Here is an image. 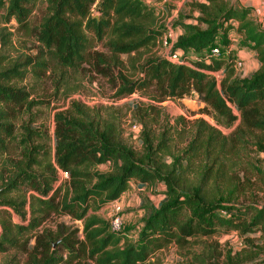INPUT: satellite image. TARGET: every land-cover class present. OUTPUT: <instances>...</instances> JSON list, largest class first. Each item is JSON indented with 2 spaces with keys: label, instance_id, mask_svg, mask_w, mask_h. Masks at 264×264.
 Listing matches in <instances>:
<instances>
[{
  "label": "trees",
  "instance_id": "1",
  "mask_svg": "<svg viewBox=\"0 0 264 264\" xmlns=\"http://www.w3.org/2000/svg\"><path fill=\"white\" fill-rule=\"evenodd\" d=\"M42 1L46 14L34 27L31 17L39 0H0L8 20L15 19L19 29L41 46L36 60L2 67L0 57V209L5 208L0 215L10 216L12 209L23 219L18 224L3 220L0 253L16 250L26 256V264H159L153 258L171 245L183 249L204 238L235 232L251 246L254 239L249 236L259 233L260 244L227 255L224 261L210 245L187 264H264V205L242 203L241 192L248 186L243 187L238 174L229 173L232 158L250 149L251 139L264 153V135L260 136L264 134V31L252 20V9L236 7L230 0L190 2L198 15L191 22H176L182 32L174 50L183 52V61L177 64L160 52L151 53L167 28L155 8L143 0ZM95 8L100 16L93 14ZM232 30L258 61L251 75L236 72ZM95 42H104L109 53L95 50ZM216 46L221 47V57L212 52ZM143 50L149 56L139 64L128 59L136 76L125 75L121 68L128 61L120 56L142 55ZM191 52L196 54L193 64ZM87 65L112 77L118 72L113 78L119 85L118 97L142 92L163 102L196 93L202 112L218 124L231 128L238 118L240 124L224 134L196 119L191 140L179 148L173 138L180 134L178 127L167 124L156 130L143 123L147 108L155 111L157 106L141 108L137 103L130 105L138 113L144 111L142 148L137 152L125 141L117 118L74 102L70 113L56 114L53 152L46 131L34 124L31 115L21 127L16 124L19 113L30 109L26 86L16 84L27 81L30 73L42 79L51 66L77 72ZM15 152L17 159L12 158ZM132 182L142 189L162 184V199L143 205L145 213L137 227L117 234L108 219L90 211L119 200ZM28 213L31 219L26 224ZM54 216H69L81 221L83 228L65 223L46 226Z\"/></svg>",
  "mask_w": 264,
  "mask_h": 264
},
{
  "label": "rangeland",
  "instance_id": "2",
  "mask_svg": "<svg viewBox=\"0 0 264 264\" xmlns=\"http://www.w3.org/2000/svg\"><path fill=\"white\" fill-rule=\"evenodd\" d=\"M147 1L146 3L148 5L155 8L164 28L171 27L175 33L180 30V26L176 22L179 20L191 22V18L198 15L197 12H192L188 4L193 1L205 2V0ZM230 1L236 7L247 8L249 6L251 8L249 5L251 0ZM46 7L47 5L42 0H39L38 7L31 17L34 27L40 23L41 18L46 14ZM93 14L100 16L97 8L94 9ZM251 18L254 20V17L251 16ZM254 21L258 27H262V23L259 24L256 17ZM232 23L236 24L235 20H232ZM230 36L236 60L243 62V66L236 70L237 74L240 76L251 75L258 69V61L250 53L248 54L251 51L250 49L240 45L241 37L234 30L230 32ZM95 44V50L109 53L104 46V42H95ZM40 47L35 37L26 36L19 29L18 22L15 19L9 21L5 10H0V57L3 63L2 67H9L11 64H15V62L24 63L27 58L36 60L33 57L39 54ZM165 51L160 41V45L153 47L151 53L160 52L163 55ZM141 52L143 56L133 53L130 56L126 54L121 55L120 58L128 61L132 57L135 58L136 64H139V62L149 56L147 51L143 50ZM240 55H244L245 59ZM188 56L190 61L193 60L191 56L196 58V55L192 53ZM191 62L193 64V61ZM121 71L127 76H136L131 74L133 70L129 61L125 64V67L121 68ZM114 73L113 77L111 74L104 75L89 65L84 66L77 72L51 66L42 75V79H35L30 73L27 81L23 84H16L20 88L26 86V91L30 94L28 99L30 102L29 112L25 113L22 110L19 113V119L16 121V124L21 127L24 120L31 115L35 120L34 124L41 126L46 131L49 138L48 144L53 152L55 149L56 114L70 113L74 102H79L80 105L86 106L94 111L100 110L104 117L117 118L120 122L125 141L137 152L142 148V138L140 135L143 127L141 122L143 117L140 114L144 112L142 110L138 113V111H134L133 107L130 106H134L137 103L140 104L141 108L144 106L147 108L149 105L157 106L155 111L149 107L147 108L149 115L144 118L143 123L151 125L156 130L167 124L178 127L180 134L176 133L173 138L179 148H185L191 140L196 119H204L208 124L217 127L224 134L232 133L240 124L239 118L231 128L218 124L212 115L202 112L203 104L199 101L196 93H191L181 100L168 99L163 102H156L150 95L142 92L118 97L119 85L116 84L117 80L113 79L117 76L118 72L116 71ZM221 78L220 75L218 79L221 80ZM235 114L240 116L236 110ZM157 116L159 117L156 118ZM154 118L157 119V123L154 121ZM179 118H183V120H180V124H177ZM134 125H137L138 128L133 127ZM263 135V133H260V136ZM253 141L254 139H251V143L248 144L250 149L246 148L240 151L239 155L232 158L233 163L231 166L233 167L230 166L229 173L231 175L238 174L243 187L248 186L247 189H244V192H241L242 197L240 201L244 204L246 201L247 204L260 206L264 205V153L257 151V146L253 144ZM45 142L47 143V141ZM39 143L41 144L42 142L39 140ZM12 158H19L18 153L15 152ZM101 170H108V166H101ZM60 176L61 178H66V175L63 173ZM137 186L138 183L132 182L124 199L119 201L123 211V232H126L128 228L137 227L145 213L142 208L143 205L149 202L158 204L162 199L160 191L163 187L162 184L156 185L153 188H139L140 190H137ZM133 187L136 190H133ZM12 195L15 198H20L19 194L14 193ZM140 200L141 204H139ZM4 209L2 207L0 210ZM26 211H29V206H26ZM111 211V206H108L97 212L90 211V214H98L110 221ZM9 212L10 216L9 213L7 214L5 212L0 215V234L3 230V220L8 221L10 218L15 224L23 222L22 217L15 213L14 210L9 209ZM125 214H128L129 217L128 225L124 221ZM26 218V224H28L31 219V214L28 213ZM59 223L83 228L81 221L72 220L69 216H54L47 221L46 226L55 227ZM259 236V233L249 236L252 240L254 239L253 246L249 245L248 242L246 243V240L235 232L219 235L212 239L204 238L200 242H195L193 246L183 249L176 245H171L168 249L158 252L153 260L155 262L159 261V264H187L188 261H192L194 254H199L205 248L210 249V245H212L213 247L216 246V254L218 255L220 253V260L224 261L227 255L229 256L231 254V256H235L244 251L252 250L254 246L260 244ZM59 250L61 251L63 248L59 247ZM242 255H245V253ZM26 261V256L16 250L0 253V264H26Z\"/></svg>",
  "mask_w": 264,
  "mask_h": 264
},
{
  "label": "built area",
  "instance_id": "3",
  "mask_svg": "<svg viewBox=\"0 0 264 264\" xmlns=\"http://www.w3.org/2000/svg\"><path fill=\"white\" fill-rule=\"evenodd\" d=\"M146 2V0H143ZM262 27L261 30L264 31V14L262 16ZM176 42L174 30H172L171 27H168L167 30L165 31L164 35L162 36L161 43L162 47L166 50L165 53L163 54L166 56L169 60L180 64L183 61V52L182 51H175L174 50V45ZM212 52L215 56L220 57L223 55V52L221 50L220 46H216L212 49ZM243 66V62L241 60H236L235 61V67L236 69L240 68ZM220 74H217V78H219ZM133 127H137V125H134ZM66 175V174H65ZM67 176V175H66ZM112 211L110 214V223H111V229L114 233H121L123 229V216H122V207L120 206L118 200L114 201L112 203Z\"/></svg>",
  "mask_w": 264,
  "mask_h": 264
},
{
  "label": "crops",
  "instance_id": "4",
  "mask_svg": "<svg viewBox=\"0 0 264 264\" xmlns=\"http://www.w3.org/2000/svg\"><path fill=\"white\" fill-rule=\"evenodd\" d=\"M147 1V0H146ZM148 2V1H147ZM261 2V3H260ZM250 4V7H251V9H252V13H251V16L252 17H254V20H255V17L257 18V21H258V23L260 24L261 22H262V16H263V14H264V1L263 0H251L250 2H249ZM150 4V3H149ZM261 4H263V5H261ZM247 8H249V6L247 7ZM182 32V30L180 29L179 31H177V33H175V31H174V34H175V38L180 34ZM192 54H194V52H191ZM190 53V54H191ZM251 54V56H254V58H256L255 57V54L253 53V52H248V54ZM194 55H196V54H194ZM243 59H245V56L244 55H240ZM194 56H192V58H193ZM257 60V59H256ZM258 63V62H257ZM137 190H140L139 188H140V186L138 187L137 186ZM130 189V188H129ZM162 189H163V187H162ZM133 190H136L135 189V187H133ZM129 191V190H128ZM128 191H126L124 194H122V196H121V198L118 200V202L120 201V200H123L124 199V197L126 196V193L128 192ZM139 204H141V200L139 201ZM108 206H112V203H110V204H108V205H106L105 207H108ZM104 208V207H103ZM102 209V208H101ZM129 219V217H128V214H125L124 215V221H125V223L128 225V220Z\"/></svg>",
  "mask_w": 264,
  "mask_h": 264
}]
</instances>
